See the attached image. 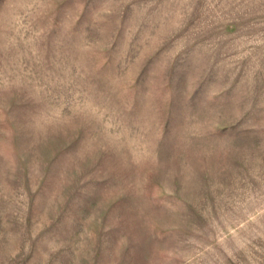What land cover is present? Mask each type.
Segmentation results:
<instances>
[{
	"label": "rangeland",
	"instance_id": "374dc122",
	"mask_svg": "<svg viewBox=\"0 0 264 264\" xmlns=\"http://www.w3.org/2000/svg\"><path fill=\"white\" fill-rule=\"evenodd\" d=\"M0 264H264V0H0Z\"/></svg>",
	"mask_w": 264,
	"mask_h": 264
}]
</instances>
